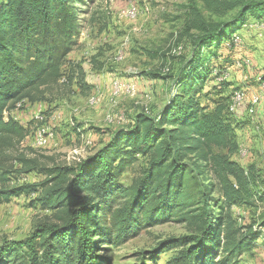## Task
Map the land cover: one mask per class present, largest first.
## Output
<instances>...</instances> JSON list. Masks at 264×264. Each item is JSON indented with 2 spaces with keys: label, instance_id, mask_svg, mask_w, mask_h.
I'll list each match as a JSON object with an SVG mask.
<instances>
[{
  "label": "trees",
  "instance_id": "trees-1",
  "mask_svg": "<svg viewBox=\"0 0 264 264\" xmlns=\"http://www.w3.org/2000/svg\"><path fill=\"white\" fill-rule=\"evenodd\" d=\"M77 16L73 0H0V205L37 193L36 205L53 216L26 241L2 246L0 264H105L97 248L173 219L198 233L172 242L193 245L178 264H237L236 257L250 249L247 234H256L253 227H238L231 209L254 199L264 204V190L256 192L264 180L232 160L238 144L232 97L223 95L229 80H217L229 71L212 62L225 44L233 49V35L245 40L248 22H264V0L191 1L182 28L190 52L179 57L183 65L176 74L169 69L175 89L155 118L141 109L128 129L111 132L106 145L76 167L48 168L17 154L20 169L12 177L7 152L29 134L9 115L17 104L41 102L44 90L63 77L65 85L76 80L88 89L81 68L61 72L79 33ZM137 156L149 157L146 169L125 188L119 177ZM33 172L45 176L42 183L15 186Z\"/></svg>",
  "mask_w": 264,
  "mask_h": 264
},
{
  "label": "rangeland",
  "instance_id": "rangeland-1",
  "mask_svg": "<svg viewBox=\"0 0 264 264\" xmlns=\"http://www.w3.org/2000/svg\"><path fill=\"white\" fill-rule=\"evenodd\" d=\"M191 1L199 2L73 0L79 33L73 39L74 44L65 57L61 72L75 73L81 68L88 89H82L76 80L65 85L63 77L44 90L41 102L17 104L9 115L26 127L29 134L18 149L7 152V166L13 172L12 177L20 169L14 160L17 154H25L48 168L76 167L104 147L111 132L128 129L141 109L155 118L175 89V82L166 75L176 74L183 65L181 58L190 52L182 28L185 7ZM128 7L137 8V17L120 20L119 14ZM259 25L264 28V22H248L243 28L250 32L245 40L242 42L238 37L237 40L233 35V49L230 44H225L212 63L214 68L222 64L229 71L224 76L231 87H225L223 95L232 97L231 91L239 89L236 92L241 91L245 97L237 112L229 110L234 113L229 116L234 119L238 144L232 160L246 170L254 169L256 178L264 180V95L255 82L260 74H264V29L260 30ZM119 54L123 55L121 61L116 60ZM116 83L121 85L118 95L114 93ZM128 90H134L135 94L130 96ZM92 97H95V106L89 104ZM39 131L45 132L41 146L36 142ZM148 160L149 157L137 156L136 162L121 173L120 184L126 188L140 178ZM20 178L15 186L38 185L45 176L33 172ZM260 189L264 190L262 185H258L256 192ZM218 194V190L214 191L213 197L216 199ZM36 197L37 193H23L0 205V248L26 241L39 223L53 217L52 212L36 205ZM231 213L238 227H253L256 234H247L250 249L235 261L237 264H264L263 202L254 199L251 205L232 207ZM197 234L194 226L173 219L141 228L135 236L117 245H104L105 249L97 248L96 252L105 259V264H178L180 254L193 245L178 247L172 242ZM150 253L155 254L153 258H149ZM222 258L218 252L216 261Z\"/></svg>",
  "mask_w": 264,
  "mask_h": 264
},
{
  "label": "bare ground",
  "instance_id": "bare-ground-1",
  "mask_svg": "<svg viewBox=\"0 0 264 264\" xmlns=\"http://www.w3.org/2000/svg\"><path fill=\"white\" fill-rule=\"evenodd\" d=\"M131 9H136V10H134V12L132 13V15H131V16H128V17L126 18V20H132V19H134V18L137 17V14H138V10H137V8H135V7H131ZM119 19H120V20H123V19H122V16H120V14H119ZM236 39L238 40L237 37H236ZM237 43H238V42H237ZM116 60H117V61H121V60H123V55H121V54L117 55ZM217 79H218L219 82H222L223 80H225V76L222 75V76L218 77ZM257 81H258L259 84H260V88H263V82H264V80H262V79H257ZM258 86H259V85H258ZM120 92H121V85H120L119 83H116V84L114 85V93H115V95H118ZM240 92H241V91H240ZM240 92H235L234 95L232 96V100H231V101H232V103H231V110H233L234 112H237L238 109L241 108L240 98H242V99L245 98L244 95H243L242 93H240ZM128 93L130 94V96H133V95L135 94V91H134V90H128ZM261 94L264 95V91L261 92ZM96 97H97V96H96ZM115 97H116V96H115ZM115 97H114V98H115ZM256 97H257V96H256ZM259 97H260V96H259ZM258 99H259V98H257L256 100L258 101ZM256 100L254 101V103H256ZM259 101H260V100H259ZM242 102H243V101H242ZM89 104H90L91 106H95V105H96L95 97H92V98L89 99ZM251 105H252V103H251ZM255 105H256V104H255ZM18 106H20V104H19ZM114 119H115V118H114ZM110 122H111V121H110ZM113 122H114V121H113ZM44 134H45L44 131H39V132L37 133L36 142H37V144H38L39 146H41L42 143H43V135H44ZM50 135L52 136V134H50Z\"/></svg>",
  "mask_w": 264,
  "mask_h": 264
},
{
  "label": "built area",
  "instance_id": "built-area-1",
  "mask_svg": "<svg viewBox=\"0 0 264 264\" xmlns=\"http://www.w3.org/2000/svg\"><path fill=\"white\" fill-rule=\"evenodd\" d=\"M134 10H136V9H131V7H128V8H126L124 11H122V12L120 13V16H122V19H123V20H126V18H127L128 16H131V15H132V13L134 12ZM256 27H257V26H256ZM258 28H260V30H261V29H264V28H262L260 25H259ZM257 79H262V77L259 76ZM217 80H218V79H217ZM262 80H263V79H262ZM260 89H261V92L264 91V82H263V88H260ZM242 101H243V99L240 98V104H241V107H242Z\"/></svg>",
  "mask_w": 264,
  "mask_h": 264
},
{
  "label": "crops",
  "instance_id": "crops-1",
  "mask_svg": "<svg viewBox=\"0 0 264 264\" xmlns=\"http://www.w3.org/2000/svg\"><path fill=\"white\" fill-rule=\"evenodd\" d=\"M244 37H247V36H246V34H245V36H244Z\"/></svg>",
  "mask_w": 264,
  "mask_h": 264
}]
</instances>
